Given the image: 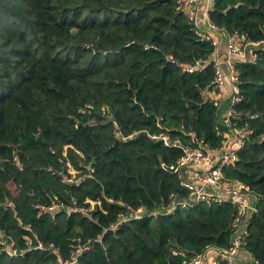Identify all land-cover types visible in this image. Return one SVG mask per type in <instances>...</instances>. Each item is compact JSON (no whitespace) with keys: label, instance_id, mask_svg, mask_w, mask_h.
Segmentation results:
<instances>
[{"label":"trees","instance_id":"16d2710c","mask_svg":"<svg viewBox=\"0 0 264 264\" xmlns=\"http://www.w3.org/2000/svg\"><path fill=\"white\" fill-rule=\"evenodd\" d=\"M209 18L264 42V0H216ZM196 29L180 0H0V264H183L229 250L237 207L191 203L168 169L184 151L151 138L231 141V98L205 96L217 92L216 48ZM255 53L236 65L232 128L248 134L224 174L257 198L243 250L264 264V47Z\"/></svg>","mask_w":264,"mask_h":264},{"label":"built area","instance_id":"2783aa9c","mask_svg":"<svg viewBox=\"0 0 264 264\" xmlns=\"http://www.w3.org/2000/svg\"><path fill=\"white\" fill-rule=\"evenodd\" d=\"M215 1L216 0H207L206 9L205 12H203L208 23V31L210 32L218 31L209 18L210 10ZM180 2L186 11L189 20L196 25L197 34L203 37V39L211 41L216 48V51L212 55L211 62L215 69L214 85L217 92H206L205 96L214 101L216 105H220V97L224 93V88L227 82L230 83L231 105L224 115V122L231 127V140L235 142V145L230 148L228 142L225 148L220 151L210 149L190 150L180 145L179 142H172L167 136H152L151 138L155 141H162L166 147H178L184 151L185 156L177 163V165L168 167V169L180 174L183 179V186L191 191V203L207 202L210 200L219 202L229 201L237 207V215L233 221L235 234L229 250L225 253L222 251L211 250L204 254L193 256L190 259L183 261V264H220V260H225L228 264H237V258L242 252H244L243 247L249 236L248 227L251 217L257 211L255 207L257 198L247 185L237 180H226L224 174L225 167L237 162L238 152L244 147L245 139L248 134L247 130L240 131L232 128L231 119L234 115L233 106L239 100V75L236 65L238 62H255L257 57L255 51L264 47V42H248L243 36L237 34L229 36L225 34L226 52L221 56L217 54L218 42L211 36V34L205 32L200 25L199 5L201 0H180ZM201 68H204V66ZM193 70L194 69H187L190 73H192ZM163 167L166 168L165 165ZM194 167L196 171L190 174ZM189 174L190 176L192 175L191 179H188ZM67 182H72V180H68ZM220 185L223 186L222 193L216 191ZM180 204L185 208L189 206V202L186 201ZM58 208L59 207L56 204L52 206H37L40 216L53 213ZM143 216L144 211L140 209L134 213L131 218L141 220ZM125 220H129V218H125ZM120 224L121 222L118 225ZM89 247H83V251L89 249ZM40 248L42 247L40 246ZM9 252L11 256H16L18 254L15 250H10ZM72 264H76V262L74 261Z\"/></svg>","mask_w":264,"mask_h":264},{"label":"crops","instance_id":"0c3cea01","mask_svg":"<svg viewBox=\"0 0 264 264\" xmlns=\"http://www.w3.org/2000/svg\"><path fill=\"white\" fill-rule=\"evenodd\" d=\"M206 2L207 0H201L200 5H199V8H200L199 19L201 20L200 25L205 32H208L209 34H211V36L218 42L217 54L222 56L226 52V37H225V34L223 33L208 31V28H207L208 23L203 13L205 12V9H206ZM230 98H231V86H230V83L227 82L224 88V93L220 97V104L226 105L230 101ZM234 145H235V142L232 140L228 144L230 148L234 147ZM196 168H200V167H196ZM194 171H196L195 167L193 170H191L190 174H192ZM190 174L188 175V179L192 178V175L190 176ZM237 264H252L250 262V256L247 253L242 252L237 258Z\"/></svg>","mask_w":264,"mask_h":264},{"label":"rangeland","instance_id":"374dc122","mask_svg":"<svg viewBox=\"0 0 264 264\" xmlns=\"http://www.w3.org/2000/svg\"><path fill=\"white\" fill-rule=\"evenodd\" d=\"M189 168H192V167H189ZM71 172L73 173L74 176L77 175V172H75V171H73V170H71ZM11 189H12V191L14 192V191H15V186L12 185ZM216 191L222 193V191H223V186L220 185V186L216 189ZM223 195H224V193H223ZM94 206H95V204L92 203V209L94 208Z\"/></svg>","mask_w":264,"mask_h":264}]
</instances>
